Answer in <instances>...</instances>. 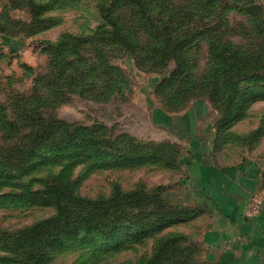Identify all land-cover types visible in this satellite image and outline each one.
Instances as JSON below:
<instances>
[{"label":"rangeland","instance_id":"1","mask_svg":"<svg viewBox=\"0 0 264 264\" xmlns=\"http://www.w3.org/2000/svg\"><path fill=\"white\" fill-rule=\"evenodd\" d=\"M20 1L0 0V18L6 13L13 20L31 22L28 8L13 7ZM37 1L51 4L43 17L55 20V24L25 35L20 32L24 28L11 23L10 36L4 35L9 43L3 44L0 39V166L15 168L9 173L5 166L0 168V177L36 186L38 179L60 173L63 165L52 162L21 168L23 163L37 164V160L21 156L15 144L18 140L20 145L19 138L42 124L48 130L55 128L56 120L83 134L100 137L101 141L118 144L119 152H148L172 144L179 151L177 169L161 164L102 165L116 163L114 159H101V168L92 170L88 165H77L72 178L85 198H108L117 185L127 192L139 186L148 192L162 185L168 204L186 207L184 201L190 197L184 193L182 182L188 171L182 158L190 157V150H197L199 145L203 151H213L217 165L260 161L264 176V99L251 102L245 116L219 134L215 122L221 114L202 95L209 92L207 84L221 71L225 79L233 81L230 65H247L249 72L263 75V69L253 70V63L257 55L264 54V31L258 30L260 11L264 18V0ZM103 6L111 8L113 16L120 20L123 33L133 42V50L109 39L111 27L101 15ZM164 78L170 79L173 86L168 88L167 83L160 88L158 83ZM182 83L193 86L200 97H193L196 99L184 109L168 114L163 109L164 96L177 98L174 92ZM258 85L249 84L253 88ZM187 126L195 142L189 147L181 141L188 134ZM199 134L202 140L197 144ZM11 150L13 153H9ZM4 182L0 180L2 197L12 192ZM55 212L52 206H22L6 196L0 199V230L16 232ZM185 223L138 238L128 249L101 260V246L109 242L97 238L91 242H67L62 249L53 250L51 264H138L150 257L156 243L169 233L188 231ZM197 248L191 264H217L207 250L200 245ZM9 255L0 242V264H13L7 260Z\"/></svg>","mask_w":264,"mask_h":264},{"label":"trees","instance_id":"2","mask_svg":"<svg viewBox=\"0 0 264 264\" xmlns=\"http://www.w3.org/2000/svg\"><path fill=\"white\" fill-rule=\"evenodd\" d=\"M139 1V0H135ZM13 7L28 8L32 19L25 24L23 21L13 20L5 13L0 18V27L4 35L10 36L8 28L11 23L24 28L22 34L32 33L52 27L53 19L43 15L50 9L51 4L40 3L37 0H23L16 2ZM256 9V7H255ZM257 10H259L257 8ZM260 11V10H259ZM101 15L110 25L109 39L117 44L133 50L132 40L123 33V27L119 19L113 16V11L107 6L101 7ZM259 31H264V18L259 13ZM5 21V23L3 21ZM176 57V56H175ZM254 69H263V75L258 72H249L247 65L236 67L230 65L233 70L232 79H225V73L221 71L218 78L209 82V92L202 94L207 96L214 104L221 116L215 122L218 133L227 130L233 123L245 116V110L255 100L264 99V54L255 58ZM227 61V58L224 62ZM188 78V76H186ZM170 79L160 81V88H170ZM255 82L257 88L249 84ZM248 83V86H244ZM177 84V83H175ZM207 90V87H206ZM195 88L188 84L177 85L176 96H164L162 104L167 113L178 112L186 107L196 95ZM166 97L169 99L166 100ZM203 97V96H201ZM167 108V109H166ZM21 119H31V116H21ZM58 131V132H55ZM227 132V131H226ZM19 138L22 140L18 145L21 156L37 160V164L22 167L34 168L38 164L48 162L63 165L58 175L47 176L38 179V183L20 184L14 182L11 177H0L5 181V187H10L12 192L6 194L9 201L19 202L22 206L45 205L52 206L56 212L51 217L43 219L30 227L16 232L0 230V242L11 253L7 257L13 264H51L52 252L62 249L67 242L82 239H101V242L114 243L122 238L125 241L113 245H102L100 257L118 254L128 249L131 242L164 230L170 225L187 222L198 216V211L190 207L173 206L167 203L164 197L165 186H157L153 191L139 186L132 191H123L117 185L108 198H85L78 192V186L72 178L73 169L77 165H88L89 169L101 168V159H114L116 163L105 162L102 165L137 166L142 164H161L165 168L177 169L180 164V154L176 145H162L157 149H149L148 152L124 150L111 141H101L100 137L91 134H83L79 129H72L64 121L56 120V127L48 130L45 124L39 128L31 129L27 135ZM9 141L14 143V138ZM103 147H108L105 150ZM9 151V150H8ZM9 153H13L12 150ZM109 157V158H107ZM120 161V163L118 161ZM14 161V160H13ZM18 163H13L16 166ZM13 171L12 166L1 165L0 168ZM20 169V168H19ZM167 189V188H166ZM6 196H0V199ZM98 236V237H96ZM197 244L190 240L182 232H171L163 240H159L150 257L142 259L138 264H191L192 257L197 251ZM110 253V254H109Z\"/></svg>","mask_w":264,"mask_h":264},{"label":"crops","instance_id":"3","mask_svg":"<svg viewBox=\"0 0 264 264\" xmlns=\"http://www.w3.org/2000/svg\"><path fill=\"white\" fill-rule=\"evenodd\" d=\"M0 39L3 44L10 41L1 27ZM186 133L181 141L189 147L195 144L189 135L190 126L186 127ZM196 138L197 144L201 143L202 136ZM200 146L190 150V157L182 158L188 171L182 182L183 191L190 197L184 203L199 210L200 216L187 221L188 231L180 232L207 250L217 264H264V207L256 216H250L249 211L253 197L264 195L261 162L217 165L213 151L209 148L203 151Z\"/></svg>","mask_w":264,"mask_h":264},{"label":"built area","instance_id":"4","mask_svg":"<svg viewBox=\"0 0 264 264\" xmlns=\"http://www.w3.org/2000/svg\"><path fill=\"white\" fill-rule=\"evenodd\" d=\"M264 207V195H255L252 201L249 203L250 216H256Z\"/></svg>","mask_w":264,"mask_h":264}]
</instances>
